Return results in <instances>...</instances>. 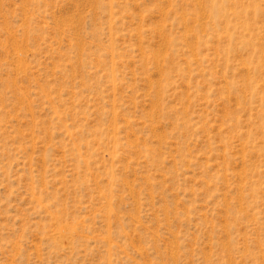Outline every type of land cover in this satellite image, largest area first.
I'll return each instance as SVG.
<instances>
[{
	"label": "rangeland",
	"instance_id": "rangeland-1",
	"mask_svg": "<svg viewBox=\"0 0 264 264\" xmlns=\"http://www.w3.org/2000/svg\"><path fill=\"white\" fill-rule=\"evenodd\" d=\"M0 264H264V0H0Z\"/></svg>",
	"mask_w": 264,
	"mask_h": 264
}]
</instances>
